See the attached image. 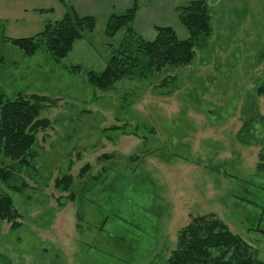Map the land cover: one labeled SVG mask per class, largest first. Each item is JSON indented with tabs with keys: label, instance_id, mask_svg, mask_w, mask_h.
Returning <instances> with one entry per match:
<instances>
[{
	"label": "rangeland",
	"instance_id": "374dc122",
	"mask_svg": "<svg viewBox=\"0 0 264 264\" xmlns=\"http://www.w3.org/2000/svg\"><path fill=\"white\" fill-rule=\"evenodd\" d=\"M134 1L146 40L156 27L189 37L178 8L194 0H66L96 29L60 62L44 45L27 57L3 36L33 37L67 7L0 0V95L46 97L49 121L33 167L16 173L20 191L2 185L21 227L0 220V264H164L180 230L210 215L264 261V0H206L214 31L192 64L101 91L88 72L107 66L123 34L108 38V19ZM127 124L137 136L106 132ZM13 165L0 157V170ZM64 173L73 178L65 192L55 187Z\"/></svg>",
	"mask_w": 264,
	"mask_h": 264
},
{
	"label": "trees",
	"instance_id": "16d2710c",
	"mask_svg": "<svg viewBox=\"0 0 264 264\" xmlns=\"http://www.w3.org/2000/svg\"><path fill=\"white\" fill-rule=\"evenodd\" d=\"M61 1L67 7L61 20L47 24L42 32L33 37L13 39L4 35L3 40L13 44L27 57H33L44 45L55 61L67 58L76 42L96 29L97 20L94 16L79 14L66 0ZM138 13L139 4L134 1L125 13L109 17L106 36L115 38L119 33L123 34L119 44L112 48L105 69L88 72V82L96 89L108 91L125 79H145L169 66H189L196 59V50L209 46L214 30L206 0H194L178 8L179 21L189 32L186 39L180 38L172 27H156L155 39L146 40L135 28ZM256 92L258 95L264 93V79L256 87ZM46 100V97L38 95L20 94L14 99L0 95V157L14 164L10 169L0 170V220L9 223L12 229L21 227V215L13 198L4 193L2 185L20 191L14 185L16 173L33 167L36 134L49 124L47 119L40 117L42 103ZM107 131L138 135L129 124L114 126ZM86 166L88 170L89 166ZM258 168L264 170V148L259 155ZM72 184L73 178L64 173L56 180L55 187L65 192ZM164 264H264V261L222 220L210 215L195 217L180 230L176 249Z\"/></svg>",
	"mask_w": 264,
	"mask_h": 264
},
{
	"label": "crops",
	"instance_id": "0c3cea01",
	"mask_svg": "<svg viewBox=\"0 0 264 264\" xmlns=\"http://www.w3.org/2000/svg\"><path fill=\"white\" fill-rule=\"evenodd\" d=\"M137 18H138V16H137ZM135 24H137V19H136V22H135ZM138 24H139V22H138ZM138 26V25H137Z\"/></svg>",
	"mask_w": 264,
	"mask_h": 264
}]
</instances>
